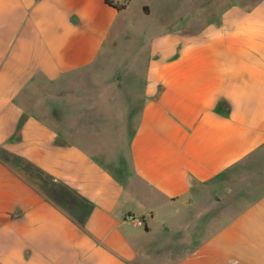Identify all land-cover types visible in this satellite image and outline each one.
<instances>
[{"label": "crops", "instance_id": "1", "mask_svg": "<svg viewBox=\"0 0 264 264\" xmlns=\"http://www.w3.org/2000/svg\"><path fill=\"white\" fill-rule=\"evenodd\" d=\"M114 1L0 0V264H264V0Z\"/></svg>", "mask_w": 264, "mask_h": 264}, {"label": "rangeland", "instance_id": "2", "mask_svg": "<svg viewBox=\"0 0 264 264\" xmlns=\"http://www.w3.org/2000/svg\"><path fill=\"white\" fill-rule=\"evenodd\" d=\"M216 10L219 11L218 9ZM189 11L186 8L166 9L164 6L160 9L158 8L155 15L159 14V12H171L173 15L185 16ZM155 17H159V15ZM115 47L119 56L116 63V67H118L123 64V60L133 51V44L126 34H121L116 41ZM226 186L229 191L224 196L225 198L222 197V201L225 204L222 208V212L226 215L225 219L236 212V204L239 205L238 208L241 207L240 209L245 208L256 201L264 191V160L254 161V159H250L243 163L234 170L232 176L227 180Z\"/></svg>", "mask_w": 264, "mask_h": 264}, {"label": "trees", "instance_id": "3", "mask_svg": "<svg viewBox=\"0 0 264 264\" xmlns=\"http://www.w3.org/2000/svg\"><path fill=\"white\" fill-rule=\"evenodd\" d=\"M106 2L112 7L116 8L118 11H122L126 7L125 4H119L118 2L116 3L114 0H106Z\"/></svg>", "mask_w": 264, "mask_h": 264}, {"label": "built area", "instance_id": "4", "mask_svg": "<svg viewBox=\"0 0 264 264\" xmlns=\"http://www.w3.org/2000/svg\"><path fill=\"white\" fill-rule=\"evenodd\" d=\"M129 219H134L133 217L129 216Z\"/></svg>", "mask_w": 264, "mask_h": 264}]
</instances>
